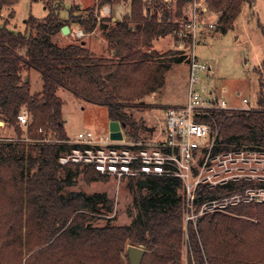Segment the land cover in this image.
Listing matches in <instances>:
<instances>
[{"label":"trees","instance_id":"16d2710c","mask_svg":"<svg viewBox=\"0 0 264 264\" xmlns=\"http://www.w3.org/2000/svg\"><path fill=\"white\" fill-rule=\"evenodd\" d=\"M16 1L0 0V12ZM117 1L98 0L85 9V15L68 18L46 5L47 13L40 19L30 16L23 31L0 22V119L19 135L18 113L25 108L30 117L25 138L0 141V264H124L119 252L126 242L145 247L140 264H182L183 244L188 264H264L263 202H240L226 213H204L196 228L189 221L185 232L184 199L177 194L182 182L177 177L146 178V193L136 179L128 178L137 208L128 225L91 224L97 212L93 197L106 204L104 194L62 193L80 167L58 162L60 153L69 149L62 142L68 135L58 88L106 106L109 120L138 138L144 127L126 107L143 106L144 97L163 85L171 63L188 61L186 54L177 55V51H170L165 61H152L158 54L150 48L152 40L178 34L186 18L182 10L192 0H173V4L171 0H130V13L112 24L97 18L96 8ZM254 1L205 0L209 10L219 13L221 32L232 28L242 4L250 6ZM171 10L177 20H172ZM70 22L86 33L100 27L108 47L115 51L112 57L93 56L82 41L64 46L53 41L60 27ZM29 70L40 75L37 93H30L23 78ZM258 87L259 107L214 113L225 146L264 144L261 80ZM49 132L55 141L44 140ZM82 169L87 182L103 177L90 167ZM247 185L252 184L236 182L203 190L195 204L198 207L203 199L223 197Z\"/></svg>","mask_w":264,"mask_h":264},{"label":"rangeland","instance_id":"374dc122","mask_svg":"<svg viewBox=\"0 0 264 264\" xmlns=\"http://www.w3.org/2000/svg\"><path fill=\"white\" fill-rule=\"evenodd\" d=\"M98 0H17L14 4L5 6L0 12V22H6V25L14 30L23 31L25 23L30 16L38 19L47 13V7H56L58 14L62 18L71 17V15H85V9L95 5ZM149 1V0H146ZM205 0H195L198 4L200 31L196 35V41H180V35L171 33L152 40L151 50H154L158 56L152 58V61H165L169 58L170 51H177L186 54L189 58L193 51L195 56L202 61L210 64L211 72L203 75L200 85L206 89L215 88V92L224 97L229 104H241V98L246 97L249 104L259 107V80L264 83V0H255L252 5L244 3L234 19L232 28L226 32L218 30L219 13L207 10L200 11V5ZM173 4V0H171ZM205 4V3H204ZM108 6V13L103 11V7ZM194 7V1L186 4L182 13L186 16L181 22L184 25L187 17L191 15ZM75 9V10H74ZM117 9V10H116ZM130 13V0H118L117 2L105 3L96 8L95 14L98 19H108L107 24H112V18L121 19L124 15ZM172 20H177L175 11H170ZM117 19V20H118ZM213 23V28H208L209 23ZM182 25V27H183ZM71 28L68 34L59 32L52 37V40L59 45L64 46L67 43L85 42L93 56L112 57V50L108 47L106 39L100 27L91 33H86L83 28L75 22H70ZM181 27V28H182ZM83 31V35L77 36L78 30ZM66 36V37H65ZM104 40V41H103ZM83 43V42H82ZM143 51L150 52L149 48L143 47ZM188 61L172 62L165 74L163 85L156 91L144 97L145 104L141 107H126V111L142 127H158L163 121V110L173 104H180L185 101L186 81L188 77ZM261 73V77L259 76ZM209 74H211L209 76ZM209 76V77H208ZM208 77V78H207ZM31 90L40 88L41 78L37 71L29 72ZM238 92V93H237ZM57 95L62 99V119L64 128L68 137H74L79 131H91L96 135L109 134V118L107 108L104 105L96 104L84 98L77 96L72 91L65 88H58ZM264 107V103L261 105ZM25 111V108H22ZM28 114V113H27ZM28 120L30 117L28 114ZM1 121V120H0ZM0 123V141L2 140H21L26 137V125L21 126V133L18 135L14 129L3 126ZM140 134L142 130L140 129ZM63 175V173H60ZM128 178H115L111 176L98 177L90 182L85 181L83 169L79 168L77 175L73 177L71 184L64 185L62 193L68 195L71 192L80 191L86 195L104 194L108 202L96 200L91 224L94 226L128 225L137 214V208L133 203V192L129 186ZM146 193L145 187L141 189ZM178 195L183 197L182 188L178 189ZM243 202V201H242ZM251 203H261L249 201ZM240 203V202H239ZM238 204V203H235ZM235 204H227L223 210L213 212H228V207ZM190 209L189 213L192 214ZM195 211V210H194ZM202 215V214H201ZM186 218V206L184 202V231L187 230L188 222L196 228L197 219L201 216ZM254 222L256 219L245 217ZM130 244L126 242L119 252L120 259L127 264L126 248ZM145 249L144 246H139ZM180 257L182 264H188L187 248L183 244L180 248Z\"/></svg>","mask_w":264,"mask_h":264},{"label":"built area","instance_id":"2783aa9c","mask_svg":"<svg viewBox=\"0 0 264 264\" xmlns=\"http://www.w3.org/2000/svg\"><path fill=\"white\" fill-rule=\"evenodd\" d=\"M193 1V11L178 32L181 42L186 39L195 42L201 29L198 4ZM204 3L200 11L206 12L208 7ZM103 11L108 13L110 9L104 6ZM213 27L212 22L208 24V28ZM83 34L81 29L76 32L77 36ZM188 66L186 99L163 110L161 125L144 127L138 138L127 135L122 127L120 139H112L109 134L96 135L89 130L79 131L62 141L69 149L60 153L58 162L90 167L100 175L115 178L177 177L182 182L187 219L223 210L230 203L264 201V144L225 146L221 142L220 124L213 118L216 112L230 113L258 106L249 104L246 97L241 98V104H229L224 97L201 86V77L211 72V66L197 58L193 51ZM205 117L212 120L206 121ZM17 121L26 125L27 112H19ZM44 140L55 141L50 132ZM236 182L252 185L237 187L223 197L203 199L196 206V199L203 190ZM190 209H193L192 214Z\"/></svg>","mask_w":264,"mask_h":264},{"label":"water","instance_id":"95a60500","mask_svg":"<svg viewBox=\"0 0 264 264\" xmlns=\"http://www.w3.org/2000/svg\"><path fill=\"white\" fill-rule=\"evenodd\" d=\"M60 32L62 34H68L70 32V27L67 24H64L60 27ZM107 76V75H106ZM26 80V78H25ZM120 124L116 121H110L109 123V135L112 139H120L122 137ZM152 129V128H150ZM139 185L145 187L147 182L145 179L137 180ZM126 257H127V264H140L141 258L144 254V249L139 246L129 245L126 248Z\"/></svg>","mask_w":264,"mask_h":264},{"label":"crops","instance_id":"0c3cea01","mask_svg":"<svg viewBox=\"0 0 264 264\" xmlns=\"http://www.w3.org/2000/svg\"><path fill=\"white\" fill-rule=\"evenodd\" d=\"M117 10V9H116ZM118 18H116V16H114L113 18H112V20H117ZM108 22V21H107ZM70 27V26H69ZM96 28H98V26L96 27ZM95 28V29H96ZM94 29V30H95ZM70 30H71V28H70ZM93 30V31H94ZM92 31V32H93ZM91 33V32H90ZM62 34V33H61ZM66 37V36H65ZM104 37V36H103ZM104 41V40H103ZM84 44H85V42L84 41H82ZM69 43H71V42H69ZM68 44V43H67ZM112 52L113 53H115V51L114 50H112ZM31 70H29V71H25L24 73H23V78H24V80H25V78H26V80L25 81H28V83H29V90H30V93L31 94H33V93H37L39 90H40V88H41V85H40V88L39 89H37V90H35V91H33V90H31V86H30V78H29V72H30ZM211 74H212V72H211ZM211 74H209V76L211 75ZM208 76V77H209ZM207 77V78H208ZM209 90H211V91H213L214 93H216L215 92V88H210ZM238 93V92H237ZM217 94V93H216ZM185 99H186V94H185ZM1 121H0V123L2 124L1 126H3L4 125V121L2 120V119H0ZM110 121V120H109ZM1 128V127H0ZM67 133V132H66ZM68 135V134H67Z\"/></svg>","mask_w":264,"mask_h":264}]
</instances>
